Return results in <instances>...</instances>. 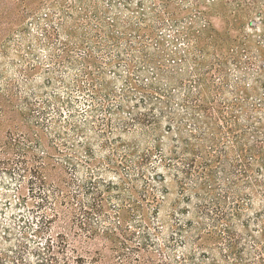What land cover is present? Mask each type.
Listing matches in <instances>:
<instances>
[{
    "label": "trees",
    "instance_id": "16d2710c",
    "mask_svg": "<svg viewBox=\"0 0 264 264\" xmlns=\"http://www.w3.org/2000/svg\"><path fill=\"white\" fill-rule=\"evenodd\" d=\"M13 24L0 264L103 261L71 237L110 264H264V0H19Z\"/></svg>",
    "mask_w": 264,
    "mask_h": 264
},
{
    "label": "rangeland",
    "instance_id": "374dc122",
    "mask_svg": "<svg viewBox=\"0 0 264 264\" xmlns=\"http://www.w3.org/2000/svg\"><path fill=\"white\" fill-rule=\"evenodd\" d=\"M19 0H0V43L6 38L7 34L13 27L15 15L18 10ZM217 23V22H215ZM1 66H4V72L0 77H13L15 75V69L6 64V61H2ZM19 115L9 111L8 109L0 115V142L3 141L5 132L10 130L19 123ZM53 232H63L61 225L54 227ZM71 237V236H70ZM74 245L78 250H81L84 256H96L98 251L104 255L102 262L97 264H110L112 260L109 258V251L104 248L98 240H83L71 237ZM87 252V253H84Z\"/></svg>",
    "mask_w": 264,
    "mask_h": 264
}]
</instances>
